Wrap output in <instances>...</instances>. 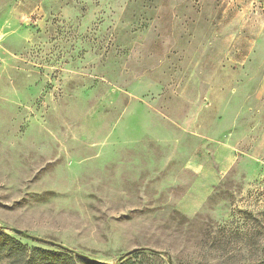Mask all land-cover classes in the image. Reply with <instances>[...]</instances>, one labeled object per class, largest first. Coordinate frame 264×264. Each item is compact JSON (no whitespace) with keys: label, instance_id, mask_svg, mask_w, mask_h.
<instances>
[{"label":"rangeland","instance_id":"rangeland-1","mask_svg":"<svg viewBox=\"0 0 264 264\" xmlns=\"http://www.w3.org/2000/svg\"><path fill=\"white\" fill-rule=\"evenodd\" d=\"M0 227L100 264L261 260L264 0H0Z\"/></svg>","mask_w":264,"mask_h":264},{"label":"trees","instance_id":"trees-1","mask_svg":"<svg viewBox=\"0 0 264 264\" xmlns=\"http://www.w3.org/2000/svg\"><path fill=\"white\" fill-rule=\"evenodd\" d=\"M55 250L28 248L18 239L4 233L0 227V264H100L73 256L61 248ZM120 264H133L125 261ZM252 264H264V257Z\"/></svg>","mask_w":264,"mask_h":264},{"label":"water","instance_id":"water-1","mask_svg":"<svg viewBox=\"0 0 264 264\" xmlns=\"http://www.w3.org/2000/svg\"><path fill=\"white\" fill-rule=\"evenodd\" d=\"M36 241H38V242H40V243H45V244H48V245H54V244H52V243H50V242H48V241L41 240V239H36ZM134 252H135V250H134V251H131V252H128V253L125 254V256L130 255L131 253H134ZM77 256L86 259L85 256H82V255H79V254H77Z\"/></svg>","mask_w":264,"mask_h":264}]
</instances>
